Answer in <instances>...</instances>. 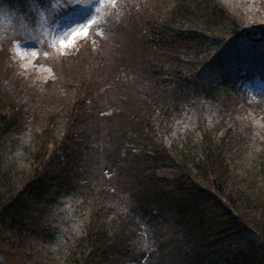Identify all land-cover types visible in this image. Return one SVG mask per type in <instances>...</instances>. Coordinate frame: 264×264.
Masks as SVG:
<instances>
[{"label": "trees", "instance_id": "obj_1", "mask_svg": "<svg viewBox=\"0 0 264 264\" xmlns=\"http://www.w3.org/2000/svg\"><path fill=\"white\" fill-rule=\"evenodd\" d=\"M140 1L105 86L0 37L1 264H264V0Z\"/></svg>", "mask_w": 264, "mask_h": 264}, {"label": "rangeland", "instance_id": "obj_2", "mask_svg": "<svg viewBox=\"0 0 264 264\" xmlns=\"http://www.w3.org/2000/svg\"><path fill=\"white\" fill-rule=\"evenodd\" d=\"M139 1L8 0L0 4V37L11 39L12 63L22 73L36 77L41 87L47 80L56 82L57 75L75 83L77 73L89 72L92 84L105 86L104 81L110 80L94 73H102L96 67L106 69V64L103 67L101 64L108 58L117 60L111 54L113 49L121 47L127 54L126 48L130 47L132 61L131 48L138 39L135 32L140 31L138 24L148 14L141 13L142 18L131 16L130 4L137 5ZM248 86L253 96L264 90V82ZM94 91L100 95L98 89ZM106 124L111 125L107 121Z\"/></svg>", "mask_w": 264, "mask_h": 264}, {"label": "snow or ice", "instance_id": "obj_3", "mask_svg": "<svg viewBox=\"0 0 264 264\" xmlns=\"http://www.w3.org/2000/svg\"><path fill=\"white\" fill-rule=\"evenodd\" d=\"M113 2H114V0H113ZM84 34H86V32Z\"/></svg>", "mask_w": 264, "mask_h": 264}]
</instances>
